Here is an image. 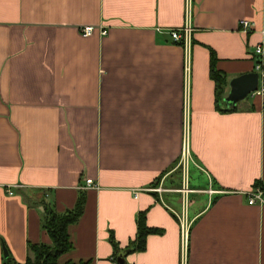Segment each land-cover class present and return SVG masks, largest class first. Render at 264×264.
I'll return each instance as SVG.
<instances>
[{"label": "crops", "instance_id": "crops-1", "mask_svg": "<svg viewBox=\"0 0 264 264\" xmlns=\"http://www.w3.org/2000/svg\"><path fill=\"white\" fill-rule=\"evenodd\" d=\"M187 23L173 40L185 0H0V263L51 243L45 206L82 196L60 262L118 264L110 237L125 250L144 211L161 231L126 264H264V203L246 197L264 180V94L217 108L209 75L212 52L223 98L264 62V0H189Z\"/></svg>", "mask_w": 264, "mask_h": 264}, {"label": "trees", "instance_id": "trees-1", "mask_svg": "<svg viewBox=\"0 0 264 264\" xmlns=\"http://www.w3.org/2000/svg\"><path fill=\"white\" fill-rule=\"evenodd\" d=\"M215 57L214 54L210 53V78L214 81L215 85V103L216 107H219L220 102H222V94L225 85V75L218 70L214 69ZM262 69L264 71V62H262ZM233 108H227L225 110H232ZM253 187H259L264 192V180H257L254 182ZM83 197L80 196L74 207L62 213H58L52 210L49 206H45V214L42 222L43 228L48 233L51 243H35L30 244L28 249L31 253L24 262L15 261L8 254L4 256L0 264H92L91 260H65L63 262L59 261L62 254L68 252L72 248V243L68 234V226L74 223L82 212ZM145 212L141 211L138 213L136 219V234L134 239L128 242L126 250L129 251H141L145 247V239L148 234L159 233L161 230L159 228H154L147 226L144 220ZM110 242L116 253H118V248L110 237ZM117 256L115 257V259ZM116 262V261H115Z\"/></svg>", "mask_w": 264, "mask_h": 264}, {"label": "built area", "instance_id": "built-area-1", "mask_svg": "<svg viewBox=\"0 0 264 264\" xmlns=\"http://www.w3.org/2000/svg\"><path fill=\"white\" fill-rule=\"evenodd\" d=\"M186 3V24H184L182 27L179 28H171L169 29V35L170 37L178 42H183L185 43L187 38H188V34L190 32V27L188 25V8H189V0H185ZM250 24L248 21L246 20H242L240 22V26L241 28H246L248 27ZM94 31H98L99 34L104 35L107 33V29L105 27L102 26H93V25H84L80 28V33L83 36H88L90 34H92ZM255 54H260L261 53V46H256L255 50H254ZM262 62L263 60L261 58L258 59V61H256L255 64V69L256 72L258 73V83L257 86L255 88V90H253L250 94L251 95H262L264 94V71L262 69ZM262 108L264 109V105L262 106ZM86 187L88 186H92L93 182L91 178H87L86 179ZM146 190H153V191H160V186L157 187H153V188H144ZM184 190V189H182ZM208 193H215V192H219L220 190H214V189H207ZM9 194H11V191H8ZM134 194H136V192H134ZM246 197H247V203L248 204H263L264 203V192L259 188V187H252V189L248 190L246 192ZM179 222H180V237H181V246L183 248H185L186 246V240H187V229H188V224L187 221L183 218V216L179 217Z\"/></svg>", "mask_w": 264, "mask_h": 264}, {"label": "water", "instance_id": "water-1", "mask_svg": "<svg viewBox=\"0 0 264 264\" xmlns=\"http://www.w3.org/2000/svg\"><path fill=\"white\" fill-rule=\"evenodd\" d=\"M258 83V73L256 71L246 72L231 78L228 81V91L222 98L228 108H233L240 100L245 99ZM127 250H120L117 253L118 264H126L124 259ZM4 256L7 255L6 249L3 248Z\"/></svg>", "mask_w": 264, "mask_h": 264}]
</instances>
